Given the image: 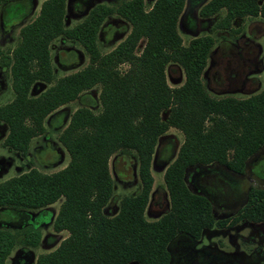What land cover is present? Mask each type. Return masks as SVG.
<instances>
[{
  "label": "trees",
  "instance_id": "16d2710c",
  "mask_svg": "<svg viewBox=\"0 0 264 264\" xmlns=\"http://www.w3.org/2000/svg\"><path fill=\"white\" fill-rule=\"evenodd\" d=\"M32 1L0 0V20L27 17ZM71 3L45 0L38 15L20 28L19 41L8 52L14 99L0 106V124L7 127L2 146L26 157L31 141L44 135L45 120L59 108L83 100L58 137L69 162L52 174L32 168L1 182L0 210H41L63 200L53 230L68 236L53 252L39 255L35 264H170L168 246L175 238L197 241L205 231L227 226V220L215 222L208 199L188 189L185 171L218 164L235 174L244 172L246 162L264 147V88L245 99H215L207 93L202 74L214 40L204 36L183 45L177 27L186 0H154L149 10L143 0L99 4L67 28ZM222 11L216 30L231 31L234 21L248 17L264 19V3L259 0H209L198 14L209 20ZM113 16L127 26L125 37L103 54L98 39ZM58 39L83 49L88 64L82 70L55 77L50 47ZM124 65L127 69L122 70ZM169 65L183 71L182 86L167 84ZM262 78L264 83V64ZM38 84L47 88L31 96ZM97 86L100 111L94 113L84 94ZM170 128L181 132L183 142L175 157L173 144L171 152L167 147V154L160 157L167 141L162 137ZM116 153L135 154L140 189L123 197L117 213L109 217L104 213L114 196L109 160ZM155 155L157 166L167 164L163 179L170 207L156 221H148L145 209ZM241 221L264 223V189L248 191L245 206L230 226ZM40 237L32 229L0 230V264L19 239L24 246L37 248Z\"/></svg>",
  "mask_w": 264,
  "mask_h": 264
},
{
  "label": "rangeland",
  "instance_id": "374dc122",
  "mask_svg": "<svg viewBox=\"0 0 264 264\" xmlns=\"http://www.w3.org/2000/svg\"><path fill=\"white\" fill-rule=\"evenodd\" d=\"M44 1L33 0L31 2L33 8L25 18L11 22H7L5 19L0 20V106L8 104L14 99L9 66H7L10 62L8 52L18 43L20 28L38 15L39 8ZM71 1L74 4V10L71 8V5H73L71 3L66 14L65 25L67 28H72L80 23L95 5L112 6L120 0H68V2ZM143 1L146 10H149L154 2V0ZM78 3L80 4L77 5ZM259 3H264V0H259ZM199 9L196 12V17L203 23V29L191 35L178 25L177 31L185 46L192 39L198 37L208 36L214 40L206 68L202 74V84L207 93L215 99L226 97L245 99L260 92L264 88L262 73L253 75L248 73L247 75L250 79L254 77L255 81H258L259 86L255 89L257 82H253V80L242 81L244 80V71L250 69L248 66L255 69L260 61H264V19L261 17H248L234 21L231 31L216 30L215 25L224 17L225 12L222 11L219 15L206 21L199 17ZM77 11L83 12L78 14ZM103 27L98 39V47L101 53L105 54L113 50L124 39L123 28L127 26L121 19L113 16L106 20ZM126 29L128 31V28ZM236 30L238 31L237 34L233 35V31ZM143 46L144 41L142 40L138 45L137 54ZM249 46L251 47L250 51H260V55L255 61L250 62L241 58L243 50L249 48ZM50 48L51 64L56 78L82 70L88 64V58L83 49L75 43L58 39L52 43ZM121 69L125 70L127 67L124 65ZM166 81L171 88L182 86L184 83L183 71L169 65L166 68ZM46 88L47 86L38 84L32 89L31 96H37ZM99 93L100 88L97 86L84 94L90 97L91 103L88 108L94 113L100 111ZM83 105L84 101L78 99L51 114L44 122L46 127L44 135L31 141L26 157H22L17 152L2 146L7 135V127L0 124V183L32 168L45 174H52L65 168L69 162V155L59 143L58 137L67 125L70 115ZM162 117L165 119L166 115L163 114ZM162 139L167 141L163 143L160 157L165 153L167 154L165 152L167 147L166 150L169 149V152H171V144H173V157H175L183 142L181 132L170 128ZM166 167L167 164L165 166H155L152 162L150 171L153 177V186L145 209V218L148 221H156L169 210V198L163 179ZM261 169L264 170V164L261 165ZM109 171L114 184V196L104 209V213L110 217L117 213L119 201L123 197L134 195L140 189L138 163L135 154H114L109 160ZM210 182L214 184L212 180ZM254 186L264 189V185L261 184ZM243 190L239 192L223 191L222 198L235 201L243 195L244 200L248 192L247 187ZM62 201L60 199L55 204L41 210H10L9 212L0 210V230L15 233L32 229L39 231L41 236L37 248L26 247L19 239L20 242L12 250L5 264H23L28 256H31L30 264H35L39 255L53 252L67 238L68 234L66 232L56 233L53 230V221ZM240 209L241 207L235 211L213 214L215 222L227 220V226L223 229L213 228L205 231L200 240L190 245L193 250H202V253L197 257H185V255L180 257L178 254L180 252L179 247L169 244L168 252L170 257H173L174 264H223L222 262L225 260V264H264V223L254 224L249 221H241L230 226L232 219L238 215ZM7 213L10 215H7ZM16 214L18 215L16 216Z\"/></svg>",
  "mask_w": 264,
  "mask_h": 264
},
{
  "label": "flooded vegetation",
  "instance_id": "af4514ba",
  "mask_svg": "<svg viewBox=\"0 0 264 264\" xmlns=\"http://www.w3.org/2000/svg\"><path fill=\"white\" fill-rule=\"evenodd\" d=\"M206 1L207 0H186V5H185L186 9L185 11H183L178 21V25L186 33L194 35L198 31H201L203 29L202 26L203 23H201L196 17V12L199 8L202 7V5ZM250 46L249 48L243 50V53L241 54V58H244L251 62L252 60L253 61L257 60L258 55H260V51H250L251 48ZM262 64H264V61L263 62L260 61V63L258 64L257 67H255V69L254 68L252 69L251 66H248L250 69L244 71L243 74L244 80L242 82L244 81L246 82V80H253V82H257V86L254 87V89L257 88L259 86L258 81H255L254 77L253 78L251 77L252 79H250L249 77H247V75L248 73L249 75L251 73L252 75L257 73H262L263 71ZM153 162L156 166V155L154 156ZM263 164H264V147L261 149L259 153L254 155L246 162L244 166V172L242 174H235L233 172H230L231 173L230 174L229 172L220 169L219 167L221 166L219 165L218 168L212 169L204 173L199 171L189 172L188 176L186 177V185L190 191L202 193L205 195L203 197L208 199V201L211 203L213 214L214 213L222 214L227 211H235L238 208L241 207L242 209L245 206L247 202V195L244 200H243L244 197L242 195V197L240 196L239 199L237 200L235 199V201H228L222 198L223 191L230 190L232 192H239L240 190H243L245 187H247V191H249L251 188H257V186L254 185H260V184L264 185V170L261 169V165ZM211 180L213 181L214 184L210 182ZM250 183H252V185H250ZM7 215L10 214L7 213ZM17 215L18 214H16V216ZM195 241L196 240H191L188 237L180 236L175 238L170 244L179 247L180 252H178V254L180 255V257H182L183 255H185V257L188 256L197 257L199 254L202 253V250L196 251L191 249L190 245L193 244ZM23 262H24L23 264H30L31 256H28L27 259L24 260ZM222 263L225 264L226 260ZM170 264H174L173 257H170Z\"/></svg>",
  "mask_w": 264,
  "mask_h": 264
},
{
  "label": "water",
  "instance_id": "95a60500",
  "mask_svg": "<svg viewBox=\"0 0 264 264\" xmlns=\"http://www.w3.org/2000/svg\"><path fill=\"white\" fill-rule=\"evenodd\" d=\"M166 165V164H165ZM164 165V166H165ZM219 167V165H214V166H212V167H204V166H195V167H191V168H188L186 171H185V176L187 177L188 176V174H189V172H193V171H199V172H207V171H210V170H212V169H215V168H218ZM220 169H222L223 171H226V172H229L230 173V171L226 168V167H223V166H221V167H219ZM231 174V173H230ZM233 175V174H232ZM192 192V191H191ZM193 194H195V195H198V196H205L204 194H202V193H197V192H192Z\"/></svg>",
  "mask_w": 264,
  "mask_h": 264
},
{
  "label": "crops",
  "instance_id": "0c3cea01",
  "mask_svg": "<svg viewBox=\"0 0 264 264\" xmlns=\"http://www.w3.org/2000/svg\"><path fill=\"white\" fill-rule=\"evenodd\" d=\"M47 120V119H46ZM46 122V121H45ZM45 124V123H44ZM45 126V125H44ZM46 128V127H45Z\"/></svg>",
  "mask_w": 264,
  "mask_h": 264
}]
</instances>
